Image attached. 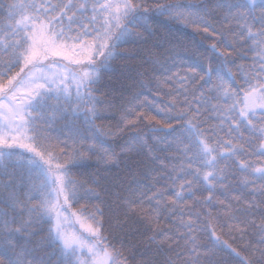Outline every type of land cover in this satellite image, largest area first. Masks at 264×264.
Instances as JSON below:
<instances>
[{"label":"snow or ice","instance_id":"1","mask_svg":"<svg viewBox=\"0 0 264 264\" xmlns=\"http://www.w3.org/2000/svg\"><path fill=\"white\" fill-rule=\"evenodd\" d=\"M0 264H264V0H0Z\"/></svg>","mask_w":264,"mask_h":264},{"label":"trees","instance_id":"2","mask_svg":"<svg viewBox=\"0 0 264 264\" xmlns=\"http://www.w3.org/2000/svg\"><path fill=\"white\" fill-rule=\"evenodd\" d=\"M121 71L119 65H117V74H119V72Z\"/></svg>","mask_w":264,"mask_h":264}]
</instances>
